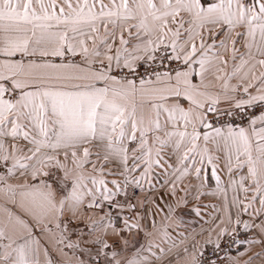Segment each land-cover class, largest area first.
I'll use <instances>...</instances> for the list:
<instances>
[{"label": "snow or ice", "instance_id": "6c2138e0", "mask_svg": "<svg viewBox=\"0 0 264 264\" xmlns=\"http://www.w3.org/2000/svg\"><path fill=\"white\" fill-rule=\"evenodd\" d=\"M53 251L264 264V0H0V264Z\"/></svg>", "mask_w": 264, "mask_h": 264}, {"label": "crops", "instance_id": "0c3cea01", "mask_svg": "<svg viewBox=\"0 0 264 264\" xmlns=\"http://www.w3.org/2000/svg\"><path fill=\"white\" fill-rule=\"evenodd\" d=\"M185 219L192 225V227L195 229V230H197V231H199V229L202 227V226H204V227H207V225H202V223L198 220V219H196V218H194V217H192V216H190V215H185ZM66 251H68L67 249H66ZM254 251H259V249H254ZM53 257L55 258V259H59V260H61V264H62V261H63V259L64 258H62V257H58L57 256V254L53 251ZM69 256H71V252H69Z\"/></svg>", "mask_w": 264, "mask_h": 264}, {"label": "built area", "instance_id": "2783aa9c", "mask_svg": "<svg viewBox=\"0 0 264 264\" xmlns=\"http://www.w3.org/2000/svg\"><path fill=\"white\" fill-rule=\"evenodd\" d=\"M211 253V248H209V250H208V252L206 253V255H208V254H210ZM231 253L233 254V253H235V249H232L231 250Z\"/></svg>", "mask_w": 264, "mask_h": 264}, {"label": "rangeland", "instance_id": "374dc122", "mask_svg": "<svg viewBox=\"0 0 264 264\" xmlns=\"http://www.w3.org/2000/svg\"><path fill=\"white\" fill-rule=\"evenodd\" d=\"M233 255H235V253H233Z\"/></svg>", "mask_w": 264, "mask_h": 264}]
</instances>
